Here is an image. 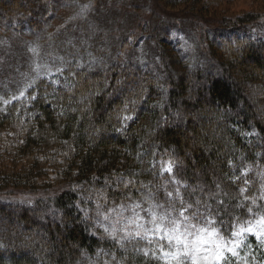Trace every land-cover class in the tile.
<instances>
[{"label":"trees","instance_id":"obj_1","mask_svg":"<svg viewBox=\"0 0 264 264\" xmlns=\"http://www.w3.org/2000/svg\"><path fill=\"white\" fill-rule=\"evenodd\" d=\"M229 1L0 0V264H173L103 227L128 199L225 238L264 217V14Z\"/></svg>","mask_w":264,"mask_h":264},{"label":"rangeland","instance_id":"obj_2","mask_svg":"<svg viewBox=\"0 0 264 264\" xmlns=\"http://www.w3.org/2000/svg\"><path fill=\"white\" fill-rule=\"evenodd\" d=\"M219 9H221V11L223 12H227V14L225 15H242V14L251 13V12L253 13L258 12V14L262 16V14H264V0H232V1L226 2L225 4H222L219 7ZM24 33H25L24 35H26V37L29 38L28 36L29 31H24ZM31 48L34 49L35 47L31 45ZM49 67L50 66H47L46 68H49ZM39 68H40V63L37 60L34 61L33 69L36 72V75H39ZM112 98L113 96L111 97L110 95H108L109 100H111ZM163 124L164 126H170L171 120L167 118L166 120L163 121ZM14 130H15L14 126L7 125V124L0 122V133L2 132L4 134L12 133ZM197 139H198L197 137H191V141L188 147L189 154L193 152L194 145L196 144L195 141ZM97 201L99 203L101 201V198L98 197ZM105 216H106L105 225H103V227L104 226L105 228L108 227L110 229V232L117 238L123 237L126 234L129 235V234H134L137 232H139L140 234L142 232H145L146 234H156L157 236H163L164 235L163 230L170 229L173 226L171 223H169V221H173V220L182 221L183 219L180 216V212L172 213L170 217L169 215H166L163 212L155 213L154 211L141 210L138 206V203L131 199H128L126 200L125 203L120 204L116 210H110L109 212H106ZM165 216L167 217V219L164 221H161L160 218L165 217ZM154 219H155V223H153ZM261 222H264V217L261 216L258 218H254L248 221L247 223H245L244 225L239 226L236 229V231H239L240 229H247L249 227H254L256 231H259L260 230L259 225ZM189 223L196 225V229H191V231L193 232H196L198 229H201V228H206L207 231L210 233L213 229L209 224H202L192 219H189ZM156 225H162V228L159 232L154 231V229L156 228ZM181 231H183V225L181 227ZM249 235L256 236L255 234L244 232L242 233V238L238 236H233V238H225L218 233V235L210 238V243L207 245V247L214 251L215 250L213 246L214 244L224 243L228 247H235V250L238 253L239 250L242 248L243 243L249 237ZM63 238L64 236H60L59 240ZM204 238L209 239L207 235H205ZM221 238L223 239L221 240ZM189 239H191V237H189ZM258 239H260L261 241H264V236ZM46 242L48 241L46 240ZM172 249H173L172 252L176 251L174 247H172ZM227 254H231V253L226 252L225 256ZM68 260H71V257H68ZM173 264H175L174 261H173Z\"/></svg>","mask_w":264,"mask_h":264},{"label":"snow or ice","instance_id":"obj_3","mask_svg":"<svg viewBox=\"0 0 264 264\" xmlns=\"http://www.w3.org/2000/svg\"><path fill=\"white\" fill-rule=\"evenodd\" d=\"M166 171H171V164H169ZM184 211L186 210H182L180 213L183 218L182 221H169L173 226L170 229H164V235L160 237L161 239L166 238L168 245L176 249L175 252H164L162 247L161 252L164 253L165 257H170L175 264H227L226 252L231 253L232 256L238 255L235 247H228L224 243L214 244V251L209 249L207 245L210 243L211 237L218 235L217 230L213 228L210 233L206 228L198 229L196 232L191 231V229H196V225L189 223L190 218L184 215ZM160 219L164 221L167 217H161ZM153 223H155V219ZM208 223L211 224L212 222L208 221ZM182 225L183 231H181ZM259 227V231H256L254 227L240 229L233 232V236L242 238V233L247 232L261 238L264 236V222H261ZM161 228L162 225H156L154 231L159 232ZM136 235L140 236V233L137 232ZM205 235L209 239H205Z\"/></svg>","mask_w":264,"mask_h":264}]
</instances>
